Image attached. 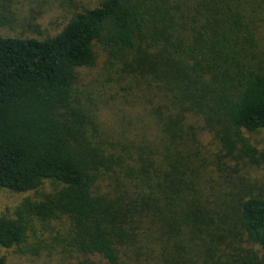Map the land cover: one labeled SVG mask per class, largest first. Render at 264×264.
Wrapping results in <instances>:
<instances>
[{"label": "trees", "instance_id": "trees-1", "mask_svg": "<svg viewBox=\"0 0 264 264\" xmlns=\"http://www.w3.org/2000/svg\"><path fill=\"white\" fill-rule=\"evenodd\" d=\"M5 1L0 28L11 24ZM243 1L101 0L53 36H0V189L34 192V216L68 217L72 253L107 264H264V188L229 189L223 171L235 152L264 166L242 135L264 130V71L241 48L253 45L235 10ZM96 46L120 63L117 80L149 90L154 81L156 147L91 137L78 86ZM205 129L226 146L216 190L206 186ZM24 232L0 218L1 247Z\"/></svg>", "mask_w": 264, "mask_h": 264}, {"label": "rangeland", "instance_id": "rangeland-1", "mask_svg": "<svg viewBox=\"0 0 264 264\" xmlns=\"http://www.w3.org/2000/svg\"><path fill=\"white\" fill-rule=\"evenodd\" d=\"M101 0H6L3 4L11 11V24L0 28V36H30L46 38L59 32L70 15L82 7H93ZM235 4V10L245 15L246 32L250 34L253 45H243L251 67L264 71V1ZM7 5V6H6ZM97 62L92 68L80 70L78 89L86 95L85 107L94 113L95 123L89 127L93 139L124 141V139L141 142L156 147L157 119L153 95L154 81L150 90L143 84L135 85L129 78L117 80L115 69L120 67L118 61L109 60L104 50L95 47ZM251 51V53H250ZM115 63V68L111 67ZM107 71L110 73L108 74ZM155 101V102H154ZM193 120V118H189ZM197 124H201L199 121ZM96 130V132H95ZM248 143L259 151H264V130L255 132L242 131ZM139 137V139H138ZM200 144L204 154L212 161L207 167L208 183L206 186L217 187L218 155L224 154L225 143L205 129L200 133ZM141 143V144H142ZM226 167L221 166L228 178L229 189L233 183L238 184L243 192L256 194L264 188V166L252 165L247 158L235 152L225 159ZM213 179V181H212ZM49 183L44 185L47 188ZM220 190H223L222 188ZM35 193H14L0 189V218L18 219L25 228L24 236L18 245L11 248L0 246V257L4 264H107L98 256H82L72 253L73 248L67 241L70 220L62 216L57 221H41L33 215L29 204L35 200ZM218 200H225L223 193L216 194ZM235 197V196H234ZM229 199V198H228ZM227 211L232 210V203L223 202Z\"/></svg>", "mask_w": 264, "mask_h": 264}]
</instances>
